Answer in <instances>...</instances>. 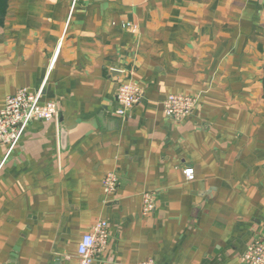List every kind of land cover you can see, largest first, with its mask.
<instances>
[{"label":"crops","instance_id":"1","mask_svg":"<svg viewBox=\"0 0 264 264\" xmlns=\"http://www.w3.org/2000/svg\"><path fill=\"white\" fill-rule=\"evenodd\" d=\"M69 16L68 0H0V111L43 88L63 124L33 121L0 168V264H78L98 219L93 264H242L264 233V0H80ZM121 81L144 90L125 117ZM176 93L200 98L181 121L163 112Z\"/></svg>","mask_w":264,"mask_h":264},{"label":"built area","instance_id":"2","mask_svg":"<svg viewBox=\"0 0 264 264\" xmlns=\"http://www.w3.org/2000/svg\"><path fill=\"white\" fill-rule=\"evenodd\" d=\"M70 16L78 6L80 0H68ZM124 28L135 30L130 23ZM43 88L31 90L27 87L18 89L6 99L5 106L0 111V145L5 147V155L0 168L20 144L28 126L35 120H57L58 104L55 100L43 101ZM144 96L143 88L134 81L119 82L116 100L118 115L125 117L127 113L141 102ZM200 105L199 95L184 93L170 94L163 102L164 115L172 120L181 121L194 112ZM183 174L187 181L196 178L195 169L186 166ZM103 189L107 196L114 195L119 188L120 177L115 171L106 173L103 178ZM157 194L146 191L142 194V215L150 216L156 209ZM110 238L109 223L105 219H98L92 223L78 247V264H93L96 257L103 253ZM242 264H264V233L252 241L241 256ZM142 264H155L153 260Z\"/></svg>","mask_w":264,"mask_h":264},{"label":"water","instance_id":"3","mask_svg":"<svg viewBox=\"0 0 264 264\" xmlns=\"http://www.w3.org/2000/svg\"><path fill=\"white\" fill-rule=\"evenodd\" d=\"M57 104H58L57 122H58L59 131H60L62 129V125H63L62 121H61L62 105H61L59 100H57ZM63 159H64V155L62 153H60V169L62 172L66 170V166H64L62 163Z\"/></svg>","mask_w":264,"mask_h":264},{"label":"trees","instance_id":"4","mask_svg":"<svg viewBox=\"0 0 264 264\" xmlns=\"http://www.w3.org/2000/svg\"><path fill=\"white\" fill-rule=\"evenodd\" d=\"M264 69V68H263ZM263 86H264V72H263Z\"/></svg>","mask_w":264,"mask_h":264}]
</instances>
